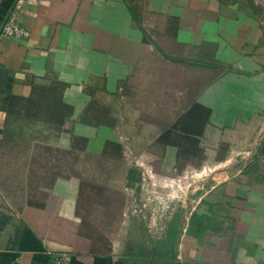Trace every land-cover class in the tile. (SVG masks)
<instances>
[{
    "label": "crops",
    "instance_id": "crops-1",
    "mask_svg": "<svg viewBox=\"0 0 264 264\" xmlns=\"http://www.w3.org/2000/svg\"><path fill=\"white\" fill-rule=\"evenodd\" d=\"M12 18L0 264H264V0H0ZM192 173L179 225L160 199Z\"/></svg>",
    "mask_w": 264,
    "mask_h": 264
},
{
    "label": "rangeland",
    "instance_id": "rangeland-1",
    "mask_svg": "<svg viewBox=\"0 0 264 264\" xmlns=\"http://www.w3.org/2000/svg\"><path fill=\"white\" fill-rule=\"evenodd\" d=\"M207 176L201 173L184 174L170 183L168 188V194L160 200H167L168 210L172 213L169 220L178 222L181 224L182 217L184 216L186 209L177 207L176 204H180L181 200L187 196H201L204 193L206 185L204 183ZM165 195V194H164ZM167 198V199H166Z\"/></svg>",
    "mask_w": 264,
    "mask_h": 264
},
{
    "label": "built area",
    "instance_id": "built-area-1",
    "mask_svg": "<svg viewBox=\"0 0 264 264\" xmlns=\"http://www.w3.org/2000/svg\"><path fill=\"white\" fill-rule=\"evenodd\" d=\"M0 37L23 40L29 37V32L22 28L14 18L7 20L3 23L0 29ZM62 261L67 262L68 258L63 256Z\"/></svg>",
    "mask_w": 264,
    "mask_h": 264
},
{
    "label": "trees",
    "instance_id": "trees-1",
    "mask_svg": "<svg viewBox=\"0 0 264 264\" xmlns=\"http://www.w3.org/2000/svg\"><path fill=\"white\" fill-rule=\"evenodd\" d=\"M131 13H132L133 19H135V16L133 14V10L132 9H131ZM209 221H210V219L207 218V217H196V216H192L191 221H190V225L191 224H194V223L196 225H199L201 223L209 222ZM158 258H159L158 256H155V259H158ZM161 259H163L165 261H168L171 264V262H170V255H163V256H161Z\"/></svg>",
    "mask_w": 264,
    "mask_h": 264
}]
</instances>
